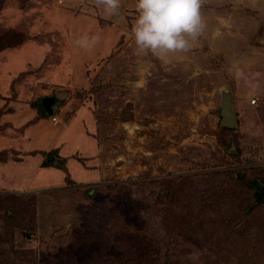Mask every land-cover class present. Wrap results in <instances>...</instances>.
Returning <instances> with one entry per match:
<instances>
[{"label":"rangeland","instance_id":"rangeland-1","mask_svg":"<svg viewBox=\"0 0 264 264\" xmlns=\"http://www.w3.org/2000/svg\"><path fill=\"white\" fill-rule=\"evenodd\" d=\"M12 5L27 9L10 16L15 23L4 14ZM95 9L126 27L107 60L87 72V88L71 92L89 119L100 177L86 180L96 173L82 165L75 173L70 161V174L84 183L19 192L9 189L13 181L1 186L0 264H264V0H201L198 39L162 58L137 52L135 14L127 26L120 9ZM94 11L80 0H0V49L35 35L40 51L25 47L14 58L47 50L43 69L63 65L62 81L63 39L83 54L74 34L96 30L85 23L76 32L73 15ZM52 72L37 79H57ZM223 93L237 118L228 130L220 124ZM70 101L61 103L65 111ZM70 116L59 117L57 128ZM78 133L71 138L88 155Z\"/></svg>","mask_w":264,"mask_h":264},{"label":"crops","instance_id":"crops-1","mask_svg":"<svg viewBox=\"0 0 264 264\" xmlns=\"http://www.w3.org/2000/svg\"><path fill=\"white\" fill-rule=\"evenodd\" d=\"M80 1L85 6L91 3L95 11L91 15L93 17L91 20H89L90 15L89 18L82 19L74 13L76 32L84 27L85 23H88L91 28L98 32L96 34L95 30L93 36L99 38L104 36L105 39L102 42L98 39L91 47H81L85 51L83 54L74 53V48L69 44V38L63 39L64 52L68 54V57L66 71H64L65 77L62 76V81H59L58 76L64 68L63 65L56 67L49 63L46 65L47 68L43 69V64L49 53L47 50L42 51L40 55L33 51L26 57L14 58V55L20 56L21 49L25 47L30 49L37 47L39 50L38 44L31 41L36 37L35 35L27 34L28 39L24 42L0 52V187L13 181L14 187H9V189L19 192L23 189L33 188L32 190H34L61 186L65 185L67 180L84 183L81 179H74L70 174L72 170L78 173L76 168L80 165L84 167L82 171L90 172L89 174L96 173V177L91 175L86 180L93 181L100 177L98 170L95 169L97 146L86 125L89 119L85 121L84 114H81V109L84 108L80 107L83 104L75 101L76 99L71 97V92L87 88V72H94L98 63L107 60L112 51V46L117 43L126 27L123 24L118 26L112 24L116 30L111 32L105 30L99 22H106L107 25L112 26L111 21L108 17L107 19L98 17L100 13L95 9L96 0H88L87 3L85 0ZM74 6L77 9L81 8V6ZM119 9L121 12L119 14L120 19L126 20L127 26H129L130 16L137 14L135 4L132 3V0H120ZM26 11L27 9L12 5L7 7L4 14L9 15L12 23H15L10 16L16 13L20 18ZM262 24L263 22H259L257 27L263 28ZM74 36L75 38L71 42L77 45V41L82 37L76 36V34ZM86 57L89 58L90 69H87ZM79 69H83V71L80 72ZM49 70H52L55 76L58 73L57 79L51 81H47V79L39 81L37 79L41 72ZM77 72H79L78 76H76ZM42 76L43 74L40 77ZM46 97H52L55 100L54 113L51 116H48L42 108L41 100ZM69 100L71 101L67 105V109L71 105L70 110L65 111V106L61 103L66 104ZM76 103H79L80 106L75 107ZM67 111H70L71 116L64 123V127L58 129V118L66 114ZM53 118L56 119V123H54ZM73 130L79 132L78 137L88 141L89 144L83 146L87 149L88 155L79 153L78 141L71 138ZM59 161L64 163L65 168L61 172L58 171L59 167H57ZM70 161L74 163L72 165L74 169L71 171H69Z\"/></svg>","mask_w":264,"mask_h":264},{"label":"clouds","instance_id":"clouds-1","mask_svg":"<svg viewBox=\"0 0 264 264\" xmlns=\"http://www.w3.org/2000/svg\"><path fill=\"white\" fill-rule=\"evenodd\" d=\"M104 12L115 15L120 0H96ZM130 36L138 53L163 57L191 49L203 28L201 0H136ZM99 39L85 36L77 43L91 47Z\"/></svg>","mask_w":264,"mask_h":264},{"label":"water","instance_id":"water-1","mask_svg":"<svg viewBox=\"0 0 264 264\" xmlns=\"http://www.w3.org/2000/svg\"><path fill=\"white\" fill-rule=\"evenodd\" d=\"M54 103L55 100L52 97H46L41 100L42 108L48 116L54 113ZM220 124L225 128H233L237 124L236 115L232 110V97L229 93H223L221 95Z\"/></svg>","mask_w":264,"mask_h":264},{"label":"trees","instance_id":"trees-1","mask_svg":"<svg viewBox=\"0 0 264 264\" xmlns=\"http://www.w3.org/2000/svg\"><path fill=\"white\" fill-rule=\"evenodd\" d=\"M27 39H28V36H27ZM26 40V39H25ZM24 40V41H25ZM24 41H22V42H24ZM22 42H20V43H22ZM20 43H18V44H20ZM13 47H15V46H13ZM6 48H10V47H4V48H1L0 49V52L3 50V49H6ZM225 130H228V128H224ZM46 165V164H45ZM57 167H59V168H61L62 170H65V168H64V163L61 161H59V163H57ZM68 181V180H67ZM66 181V182H67ZM263 184H264V182H262ZM257 193H258V190H257V188H256V190H254V192H253V197L251 198V202H254V200H255V196L257 197Z\"/></svg>","mask_w":264,"mask_h":264},{"label":"built area","instance_id":"built-area-1","mask_svg":"<svg viewBox=\"0 0 264 264\" xmlns=\"http://www.w3.org/2000/svg\"><path fill=\"white\" fill-rule=\"evenodd\" d=\"M255 102H256V99L251 100V104H255ZM53 120L55 121V118H53Z\"/></svg>","mask_w":264,"mask_h":264}]
</instances>
